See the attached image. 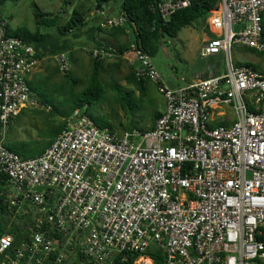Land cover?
I'll return each mask as SVG.
<instances>
[{
	"label": "built area",
	"instance_id": "obj_1",
	"mask_svg": "<svg viewBox=\"0 0 264 264\" xmlns=\"http://www.w3.org/2000/svg\"><path fill=\"white\" fill-rule=\"evenodd\" d=\"M189 4L158 9L168 20ZM97 13L102 28L126 23L107 6ZM208 25L201 56L224 53L226 72L210 66L175 88L132 45L137 77L165 98L153 129L119 134L77 110L45 152L25 158L7 137L36 105L39 60L0 15V264H154L152 246L165 264H264V72L231 58L234 47L264 54V0H221ZM54 58L70 71L67 53Z\"/></svg>",
	"mask_w": 264,
	"mask_h": 264
},
{
	"label": "rangeland",
	"instance_id": "obj_2",
	"mask_svg": "<svg viewBox=\"0 0 264 264\" xmlns=\"http://www.w3.org/2000/svg\"><path fill=\"white\" fill-rule=\"evenodd\" d=\"M33 3H36L44 13H60L62 25L67 23L75 8H83L90 17L93 16L97 21L100 18L97 13L95 0H21L19 7L15 10V14L9 18L12 32L17 33L20 29L26 28L31 32H36L39 29L42 34L55 35L53 28L38 26L34 15ZM116 4L117 6H121L122 0H117ZM209 17L203 23L196 22L192 26L182 29L176 38L166 37L158 53L152 57V64L166 86L173 87L181 84L183 78L187 79L195 71L204 68L208 69L212 64L217 63V59L202 58L200 53L202 42L213 38L208 25ZM88 28L84 30L80 38L72 42V50L67 53L71 76L78 80L79 86L76 89L77 91L88 84V78L92 70L93 61L95 60L94 56H91L88 44L91 42L88 38ZM237 49L246 54L245 57H240ZM132 55L135 59L134 54ZM45 58L46 60L43 63L41 71L44 76L41 75V78L49 76L51 80L48 85H43V83L42 85L46 89L44 91L47 92V96L54 101V104L58 105L60 97L55 93L54 84L64 80V73L59 70L54 57L48 56ZM231 58L233 62L236 60H257L260 64L253 66L264 72V54L256 55L248 51L247 48L234 47ZM101 61L104 70L100 79L104 83V93L101 98L93 100L90 107V114L94 122L98 125L109 126L112 128V131L119 134L134 129L141 131L151 129L155 125L152 119L155 107L152 105H155L156 98L153 99L154 101L150 105L145 98L141 99L139 97V93L134 85L125 81L126 77L133 70L131 62H120L115 53L106 55L101 58ZM224 61L226 63V58ZM113 85L119 86V90L113 88ZM156 85L158 93L162 94L158 89V84ZM153 91L154 89L150 85L147 94L152 95ZM34 94L38 101L41 102L37 93L34 92ZM38 101L36 105H31L30 108L22 111L12 124L13 127L10 129L7 140L10 148L19 146L30 140H38L48 128L63 122L62 118L52 108L50 110L46 109ZM230 114L232 115L231 112Z\"/></svg>",
	"mask_w": 264,
	"mask_h": 264
},
{
	"label": "trees",
	"instance_id": "obj_3",
	"mask_svg": "<svg viewBox=\"0 0 264 264\" xmlns=\"http://www.w3.org/2000/svg\"><path fill=\"white\" fill-rule=\"evenodd\" d=\"M13 1L16 2L18 0ZM114 1L117 0H95L96 9H102L104 6H108ZM163 1L164 0H122L120 13L125 16L126 23L123 26L112 27L107 30L116 39L125 37L128 39V42L122 45L120 49L114 51L102 41H94L95 34L97 32H103L105 29L100 25L92 26L88 28V34L93 40V44L89 46L91 56H93L94 50L99 49L105 50L108 53H115L117 56L122 57L125 53L131 52V47L135 44L138 49L145 51L150 57H153L160 50L161 44H163L166 37L176 38L182 29L192 26L196 22L203 23L207 21L211 12L218 9L221 3V0H189L190 4L187 7L176 10L170 19L166 20L158 9L159 4ZM3 2L4 0H1L0 5ZM33 9L38 26L53 28L55 30V35L42 34L39 29L36 32H31L26 28L20 29L14 35L24 38L28 43L33 44L36 49V58L38 60L48 56L55 57L60 53L70 52L72 50V42L80 38L84 30L90 25V16L83 8H75L70 19L64 25L61 24L62 17L60 13H44L39 9L36 3H33ZM210 34L214 37L212 33ZM247 50L256 55L263 54L253 49L247 48ZM246 65L258 69L251 64ZM103 70L102 61L95 59L88 78V84L78 91L76 90L79 86L78 80L72 78L71 71L65 72L64 80L54 84L55 93L60 97L57 103L58 105L54 104V101L51 100L50 97L47 96V92L44 91L46 89L43 85H48L51 80L49 76L43 77L42 80L29 82L31 90L37 93L40 98V104L45 106L46 109L50 110L52 108L53 111L62 118L63 122L48 128V130L44 132L43 138L41 137L38 140L24 142L12 148L8 147L25 158L35 157L45 152L51 146L59 134L67 127L68 121L74 116L77 110L84 112L93 119L90 114L92 102L93 100L101 98L104 93V83L100 79ZM125 81L136 87L141 99L146 97L148 91L147 85L150 82L149 79L137 77L136 71L133 69L126 77ZM118 87L117 85H113V88L119 90ZM161 115L162 114L159 113H154L152 115L154 123H156V120ZM98 126L112 130L109 126ZM10 128L12 129V124ZM153 128L154 126L151 129ZM5 181V177L0 174V204H3L4 200L1 194L4 191ZM0 228V232H2V226ZM145 255L152 257L154 264H165L164 253L155 246L148 249ZM132 263L133 260L125 264Z\"/></svg>",
	"mask_w": 264,
	"mask_h": 264
},
{
	"label": "crops",
	"instance_id": "obj_4",
	"mask_svg": "<svg viewBox=\"0 0 264 264\" xmlns=\"http://www.w3.org/2000/svg\"><path fill=\"white\" fill-rule=\"evenodd\" d=\"M20 3H21V0H18L16 2L13 1V0H4V2L1 3V5H0V15L3 17V19L6 20L7 25H8V29H9V32L12 33V34H15V33L11 31L10 23H9V20L10 19L9 18L12 17V15L15 14V10H16V8L19 7ZM116 3H117V1H114V2L110 3L107 6V13H108L109 16H116V15H119L120 14V6H117ZM98 21L99 22L101 21V17L98 19ZM98 21L93 16L90 17L89 18L90 25L88 27L90 28L92 26L99 25L100 23ZM104 29L105 30L103 32H97L95 34V40L94 41H96V40L99 41L100 40L105 45L110 46L111 49H114L115 51L118 50V49H120V47L122 45H124V44H126V42H128V39H126L125 37H121L119 39H116L112 34L109 33V31L107 30L108 28H104ZM88 38L91 41L88 44H89V46H91L93 44V40L90 38V35H89ZM208 40H210V39H208ZM205 42H206L205 40H204V42H202L201 49L204 46ZM237 51H238L240 57H242V56L245 57L246 54H244L241 50L237 49ZM200 52H201V50H200ZM117 57L119 58V61L120 62H123V63H126L127 61L131 62L130 64L133 66L132 68L134 70H136L139 67L138 62L134 59L132 53H130V52L125 53L124 56H122V57H119V56H117ZM210 58L217 59V63L211 65V68H213V73L215 75L224 74L226 72V64H225V61H224L225 60L224 53L219 54V55H216V56H212ZM45 60H46V58H43V59L39 60V64L34 69L33 73L31 74V76L29 78L30 79L29 82H35L36 80H40V79L43 78V77L41 78V75L44 76V74L41 71H42L43 63H44ZM235 63L236 64H239V65L240 64H242V65H246V64H251V65L260 64L257 60H253V61H239V60H236ZM209 72H210V67L208 69L207 68L206 69L204 68L202 70L195 71V73L191 77H189L187 79L183 78V82L181 84L175 85L172 88H175L177 86H182L184 84V81H188V82L192 81L198 74L199 75L201 74L203 76H206V75L209 74ZM150 85L153 87L154 91H153L152 95L147 94L146 97H145V99L151 105V103H153V101H154L153 99L156 98L155 105H152V106L155 107V113L163 114L164 111H165V108H166L165 98H164V96L162 94H159L158 93L157 85L155 83H153V82L150 81L148 83L147 87H149ZM30 107L31 106L25 108L23 111H25L26 109H28ZM12 127H13V125H12ZM9 133H10V130H9ZM8 136H9V134H8ZM8 138L9 137H7V140H8ZM7 145H8V143H7Z\"/></svg>",
	"mask_w": 264,
	"mask_h": 264
}]
</instances>
